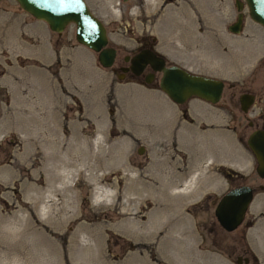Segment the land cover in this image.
<instances>
[{
    "label": "rangeland",
    "instance_id": "rangeland-1",
    "mask_svg": "<svg viewBox=\"0 0 264 264\" xmlns=\"http://www.w3.org/2000/svg\"><path fill=\"white\" fill-rule=\"evenodd\" d=\"M84 1L116 48L107 67L74 39L73 23L55 32L0 0V234L21 248L10 250L15 264H264V178L245 143L264 124V28L243 9L230 32L234 0ZM149 33L183 67L225 81L219 100L176 105L158 75H120L121 56ZM244 91L254 94L246 112ZM175 173L194 175L192 185L166 188L180 208L162 217L151 186ZM241 183L252 199L226 231L213 207Z\"/></svg>",
    "mask_w": 264,
    "mask_h": 264
},
{
    "label": "water",
    "instance_id": "water-1",
    "mask_svg": "<svg viewBox=\"0 0 264 264\" xmlns=\"http://www.w3.org/2000/svg\"><path fill=\"white\" fill-rule=\"evenodd\" d=\"M22 10L31 16L43 20L48 28L60 32L66 24H74V39L96 52V58L101 66L111 65L115 49L106 45V29L101 21L88 8L84 0H15ZM235 19L227 25L230 32L240 30L243 9L251 20L264 28V0H234ZM129 68L138 73L146 63L152 70L160 71L158 87L175 103H183L189 97H197L214 103L221 94L223 81L218 77L191 72L186 68L172 63L164 64V58L150 49H142L130 58ZM122 75V73L120 74ZM118 75V76H120ZM152 75L145 76L149 82ZM253 95H239L240 108L245 111L252 102ZM245 143L255 159V172L264 177V128L252 129L245 138ZM142 146H138L140 152ZM252 187L240 184L227 188L217 199L213 214L218 224L226 231L234 229L243 219L245 210L252 199ZM247 257L237 255L236 263L246 262Z\"/></svg>",
    "mask_w": 264,
    "mask_h": 264
},
{
    "label": "bare ground",
    "instance_id": "bare-ground-1",
    "mask_svg": "<svg viewBox=\"0 0 264 264\" xmlns=\"http://www.w3.org/2000/svg\"><path fill=\"white\" fill-rule=\"evenodd\" d=\"M108 153H110V148H109V152ZM117 162L119 163V162H122V161L119 160ZM123 164H121V163H119V164H117V163L116 164H113L111 166L112 171L113 170L116 171L120 166H123ZM92 166L97 167L98 166V163L97 162H94V164ZM173 176L174 177L171 178V179H164V180L163 179H160V180H156V181H154V185L155 186L154 185L151 186V190L152 191H156L158 193L156 195H152L153 198H154V202H153L154 208L157 210V212H158L157 214L158 215H161L162 216L163 214H165V211L166 210H169V209L176 210L178 208L179 204H180L179 202H175L174 204H170L169 203V195H170V193L167 192L168 189L166 190V188L167 187L168 188L170 187L171 190H172V192H179V193L181 192V193H184V191L187 190L188 186H190V184L192 182V179L194 177V175H192L189 179H186L184 176H181V174H177V173H175ZM90 177L93 180H95V179L98 178V175L94 173V174L90 175ZM183 177H184V179L182 180ZM195 180H197V179H195ZM195 180H194V182H195ZM138 192L139 191H133V192H131V194H138ZM128 199H131L132 200L131 197H129ZM179 208H180V206H179ZM179 208H178V210H179ZM162 217H164V216H162ZM164 219H166V218H164ZM145 226L147 227V225H145ZM7 234H9V233L8 232L5 233L4 229H3V233L0 234V250H6L7 251V253L2 254L0 256V264H15L20 259L19 258L17 259V257L15 258V256H11L10 255V250L11 249L14 250L13 253L14 252H20V249L21 248L19 249V247L18 248H12V247H10L9 244H8V242L6 241V239H4V238H7L8 237Z\"/></svg>",
    "mask_w": 264,
    "mask_h": 264
},
{
    "label": "flooded vegetation",
    "instance_id": "flooded-vegetation-1",
    "mask_svg": "<svg viewBox=\"0 0 264 264\" xmlns=\"http://www.w3.org/2000/svg\"><path fill=\"white\" fill-rule=\"evenodd\" d=\"M169 2H171L170 0H161V5H162V7L164 6V4H168ZM164 3V4H163ZM150 34V33H149ZM138 41H139V44H138V46H137V48L135 49V51L134 52H132V53H129V54H123L122 56H121V58H122V60H123V62H121L120 64H118L117 65V69H118V73L120 72V73H122L123 74V76H125L126 74H128V75H130V76H132V77H134V78H139V79H141L144 83H148V82H145L144 81V78H145V76H147V75H149V74H151L152 75V77H151V79H153V77L155 76V75H158V77L160 76V74H161V72L160 71H155V70H152L151 69V67H150V65L148 64V63H146L145 65H144V67L138 72V73H133V71L132 70H130V68H129V64H130V60H129V58L133 55V54H135V53H137L139 50H142V49H150V50H152L154 53H156V54H158V55H161L163 58H164V64L165 65H169V64H172V63H175V64H178V65H180L179 63H178V60H180V59H182V60H184V56H181L180 57V53H176V52H174L173 51V49H171V50H168V51H163V52H160V51H158L155 47H154V45H153V41H154V37L150 34V35H142L139 39H138ZM109 45V44H108ZM112 46V45H111ZM114 47V46H113ZM114 49H115V52H114V58H113V61H114V59H115V57H116V48L114 47ZM178 56V57H177ZM173 59V60H172ZM112 61V62H113ZM170 61V62H169ZM180 66H182V65H180ZM151 79H150V81H151ZM149 81V82H150ZM223 83H225V81H223ZM250 93V94H252L253 95V99H254V94L252 93V92H249V91H244V92H242V93ZM220 96H221V94H220ZM190 98H192V97H190ZM220 98V97H219ZM239 98V97H238ZM189 99V98H188ZM187 99V100H188ZM253 99H252V102L248 105V107L246 108V110H245V112L248 110V108L251 106V104L253 103ZM186 100V101H187ZM219 100V99H218ZM217 100V101H218ZM185 101V102H186ZM216 101V102H217ZM203 102H206L207 104H214V103H211V102H208V101H203ZM175 103V102H174ZM184 103V102H183ZM238 103H239V100H238ZM176 105H181L182 103H175ZM239 108H240V104H239ZM183 109V108H182ZM241 109V108H240ZM242 110V109H241ZM243 111V110H242ZM183 114H185V113H183ZM252 122L251 121H248V124H251ZM254 128H264V124L263 125H261V126H255V127H253L252 129H254ZM251 129V130H252ZM250 130V131H251ZM249 131V132H250ZM248 132V133H249ZM247 133V134H248ZM254 157V156H253ZM257 174V173H256ZM230 176V175H229ZM260 177V176H259ZM231 178V177H230ZM261 178H264V177H261ZM241 184H244V183H241ZM238 185H240V184H238ZM233 186H235V185H233ZM230 187H232V186H230ZM252 192H253V188H252ZM248 261V260H247ZM246 261V262H247Z\"/></svg>",
    "mask_w": 264,
    "mask_h": 264
}]
</instances>
